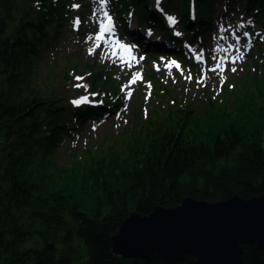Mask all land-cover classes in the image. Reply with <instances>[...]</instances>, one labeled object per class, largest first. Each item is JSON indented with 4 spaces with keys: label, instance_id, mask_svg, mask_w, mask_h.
<instances>
[{
    "label": "trees",
    "instance_id": "16d2710c",
    "mask_svg": "<svg viewBox=\"0 0 264 264\" xmlns=\"http://www.w3.org/2000/svg\"><path fill=\"white\" fill-rule=\"evenodd\" d=\"M192 1L181 0L175 9L182 15L185 28L191 26L201 32L210 29L206 15L214 0H196L200 10L197 24L192 20ZM228 1H241L264 26V0ZM73 2L0 0V264H164L160 255L151 262L116 256L113 236L136 210L149 215L157 207L173 208L189 197L213 203L235 195H263L264 122L260 120H264V106L246 109L243 103L236 118L252 114L254 119L247 120L254 129L249 132L237 120L238 126L211 136V144L183 137L193 117V111L186 109L180 110L183 118L176 122L182 126L181 131L162 123L146 128L144 137L140 130L128 154L116 155L109 165L107 158L114 154L91 162L90 170L83 174L82 187L93 205L90 211L85 210L69 193L75 180H81L74 172L80 166L72 168V174L66 172L69 186L57 189L46 180L44 158L61 135L69 134L68 115L82 126L110 112L115 106L110 101L111 91L117 93L118 85L109 73L94 72L92 66L83 64L93 71L86 78L91 83L90 91H106V107L84 105L75 109L62 104L65 94L42 90L34 77L43 51L53 49L51 46L60 40L69 24ZM119 2V18L136 7L142 23L151 18L162 25V16L150 9V0ZM82 14L84 20L86 16ZM254 62L264 67L258 59ZM75 67L70 68L75 71ZM251 71L248 76L253 83L263 81L259 89L263 97L264 76L260 77L258 68ZM65 77L71 79L69 74ZM242 90H249L246 84ZM212 104L207 115L213 110ZM51 243H55L57 253L49 250ZM246 263L264 264V250L247 245ZM178 264H196V259L189 256Z\"/></svg>",
    "mask_w": 264,
    "mask_h": 264
},
{
    "label": "rangeland",
    "instance_id": "374dc122",
    "mask_svg": "<svg viewBox=\"0 0 264 264\" xmlns=\"http://www.w3.org/2000/svg\"><path fill=\"white\" fill-rule=\"evenodd\" d=\"M115 1L75 2L73 13H88L83 25L86 30L81 35L77 34L80 23H76L79 19L75 17L61 32L60 40L51 46L53 49L43 51L35 66L37 86L48 93L56 90L58 95L65 94L62 104L72 107L75 106L73 100L84 97L89 103L102 104L99 96L90 92L91 84L86 79L92 70L109 73L110 79L118 85V93H111V102L115 104L111 114L87 121L80 127L68 115L70 134L61 136L44 158L46 180L51 182L49 186L57 189L69 186L66 174H79L81 180H75V186L69 193L87 211H90L93 200L84 193L83 174L90 170L91 162L101 160L98 159L101 156L114 154L107 158L106 164L109 165L116 155L128 154L129 146L133 147L134 141L140 137L136 134L140 130L143 133L146 128L162 123L174 131H181L182 126L176 122L183 118L180 110L186 109L193 111V117L189 119L190 124L184 129L183 137L211 144V136L224 134L232 126H238L237 120L249 132L254 129L247 120L254 119L252 114L243 119L236 118L239 106L245 104L246 109L264 106V96H259L263 81L256 84L248 76L249 71L256 68L260 77L264 76V67H258L254 62L258 59L264 65V26L256 22L253 14L246 12L241 1L214 0L210 14L206 15L211 28L206 31V40L200 41L182 34V24L176 28L181 36L171 40L162 34L163 29L147 26L148 22L141 28L146 37L135 40L143 35L140 30L131 29L135 26L137 14L119 19L113 4ZM180 3L181 0H152L150 6L163 15H176L181 19L174 10ZM105 12L117 24L112 31L105 29L109 22ZM221 25L227 28L226 32L221 30ZM130 31L137 35L132 37ZM148 36L156 39L152 41ZM237 39L240 41L238 44ZM198 55L201 59H196ZM241 55L243 58L237 59ZM233 60H236L235 64ZM172 61L180 67H166ZM83 64H89L93 69L88 70ZM217 64H221V68L216 72L210 71ZM74 65L77 67L72 71L70 67ZM192 65L196 69L190 68ZM233 67L235 72L231 71ZM67 74L71 76L70 80H66ZM80 74L84 79L77 80ZM189 76L191 79H186ZM100 84L103 85L102 82ZM244 84L249 89L246 92L242 90ZM212 103L215 104L213 110L207 115ZM170 120L175 123H170ZM259 127H262L261 122ZM145 135L143 133L141 137ZM42 158L40 156L39 160ZM78 166L81 169L71 171Z\"/></svg>",
    "mask_w": 264,
    "mask_h": 264
},
{
    "label": "water",
    "instance_id": "95a60500",
    "mask_svg": "<svg viewBox=\"0 0 264 264\" xmlns=\"http://www.w3.org/2000/svg\"><path fill=\"white\" fill-rule=\"evenodd\" d=\"M247 245L264 250V194L213 203L189 197L149 215L136 210L112 238L116 256L151 262L160 255L164 264L189 256L196 264H247ZM49 250L57 253L55 243Z\"/></svg>",
    "mask_w": 264,
    "mask_h": 264
},
{
    "label": "snow or ice",
    "instance_id": "6c2138e0",
    "mask_svg": "<svg viewBox=\"0 0 264 264\" xmlns=\"http://www.w3.org/2000/svg\"><path fill=\"white\" fill-rule=\"evenodd\" d=\"M76 7H78V6H76ZM104 15H105V17H107L108 21L111 22V17L108 16V13L105 12ZM169 19L172 20L173 23H176L174 17H169ZM78 22H79V21L77 20L76 23H78ZM220 27H221V30H222V31H225V32L227 31V28H226L224 25H221ZM177 35H180V33H177ZM245 35H247V34H245ZM221 38H223V37H221ZM88 39H92V37H88ZM236 43H237V44L240 43L239 39H237ZM97 47H99V45H97ZM90 51H91V50H90ZM242 58H243V56L241 55V57H238L237 59H242ZM196 59H201V57L198 55V56L196 57ZM232 63L235 64V63H236V60H233ZM172 65H175L177 68L180 67V65L177 64L175 61H172V63L169 64V65H166V67L171 68ZM220 68H221V64H217V65H215V67H211V68H210V71H212V72H216V71H217L218 69H220ZM231 71L235 72V71H236V68L233 67V68L231 69ZM76 79H77V80H80V79H82V77H77ZM186 79H191V77H190V76H189V77H186ZM77 86H78V87H81L82 85H77ZM82 103H84V104L89 103L88 98H87V97H84V98H82V99H80V100H73V104H74L75 106H80Z\"/></svg>",
    "mask_w": 264,
    "mask_h": 264
},
{
    "label": "bare ground",
    "instance_id": "6f19581e",
    "mask_svg": "<svg viewBox=\"0 0 264 264\" xmlns=\"http://www.w3.org/2000/svg\"><path fill=\"white\" fill-rule=\"evenodd\" d=\"M108 25V24H107Z\"/></svg>",
    "mask_w": 264,
    "mask_h": 264
}]
</instances>
